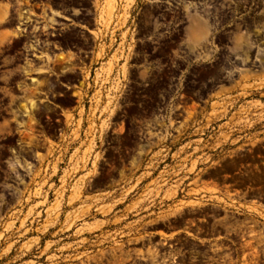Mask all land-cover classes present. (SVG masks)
Wrapping results in <instances>:
<instances>
[{
	"label": "rangeland",
	"instance_id": "rangeland-1",
	"mask_svg": "<svg viewBox=\"0 0 264 264\" xmlns=\"http://www.w3.org/2000/svg\"><path fill=\"white\" fill-rule=\"evenodd\" d=\"M84 3L85 11L91 12L87 25L96 29L88 34L75 33L80 41L76 46L92 49L95 59L92 71L84 72L80 88L74 90L76 97L61 84L72 80H53L45 73L46 76L36 78L41 83L38 85L22 79L26 89L21 95L18 90L10 95L11 113L0 112V264H99L105 245L122 248L125 238L134 230L133 222L127 221L133 207L120 210L118 203L133 197L149 200L157 194L152 186L156 181H148L155 167V154L139 147L127 161L120 151L126 138L123 134L113 137L110 126L111 121L119 118V93L129 87L133 76L130 64L138 63L134 68L135 73L139 72L137 80L148 82L153 71L154 46L157 55H164L171 48L173 56L184 55L191 62L210 57L207 51L213 47L221 54L220 72L230 76L221 79L219 90L205 98L204 104H209L207 111L196 114V101L187 102L182 119L195 118L207 123L197 126L194 131L199 138L184 143L179 151L199 152L203 159L198 163L206 165L209 154L219 144L204 143L202 137L216 131L209 126L216 120L227 121L218 128L224 136H247L253 130L259 136L264 130L253 128L259 122L264 124V0ZM249 6L255 8L251 11H261L245 27L238 17ZM6 8L8 4H0V21L2 9ZM125 24L118 43L117 31ZM222 26L232 31L228 34V46L218 49L215 41ZM14 32L19 34L20 30L0 31V42L16 36ZM168 41L170 44L166 45ZM67 48V53L56 56L59 62L68 61L60 66L62 71L57 66L48 68L49 71L73 70L74 50L78 48L72 43ZM187 71L191 72L190 67ZM132 99L135 97L131 95L124 97L125 101ZM5 101L0 95V104ZM32 101L36 106L30 110ZM75 107L76 117L69 113ZM59 110L65 113L64 119L57 114ZM114 130L122 132L124 127ZM187 135L192 136L190 131ZM164 150L168 148L162 147L160 151ZM120 154L123 160L118 158ZM142 156L150 159L142 161ZM139 168H143L142 172L134 177ZM113 170H119V175ZM111 176L113 179L108 180ZM146 182L137 192L139 185ZM206 189L204 194L214 193ZM175 193L171 190L168 194Z\"/></svg>",
	"mask_w": 264,
	"mask_h": 264
},
{
	"label": "flooded vegetation",
	"instance_id": "flooded-vegetation-1",
	"mask_svg": "<svg viewBox=\"0 0 264 264\" xmlns=\"http://www.w3.org/2000/svg\"><path fill=\"white\" fill-rule=\"evenodd\" d=\"M84 1L0 0V4H8L7 10L2 9L0 31L20 30L18 35L0 42V95L6 100L0 104V112L11 113L10 95L17 90L21 95L26 89L22 79L44 77L45 73L53 80H72L61 84L76 97L74 90L80 88L85 76L83 68L90 66L92 52L76 46L80 41L75 33H90L87 22H91V12L85 11ZM250 8L238 17L245 27L261 11ZM77 16L82 24L75 20ZM225 26L217 30L218 49L228 46L232 30L224 29ZM71 43L78 48L74 50L73 70L49 71L48 68L57 66L61 70L60 66H65L68 61L59 62L56 56L67 53ZM169 44L170 41L166 42ZM209 49L210 57L191 62L187 56H173L171 48L166 54L157 55L154 46L153 71L146 83L138 81L139 72H134L139 64H130L133 76L129 87L119 93L121 109L119 118L111 121L110 134H123L126 138L120 151L127 161L139 147L155 154V167L148 181H156L152 186L157 194L149 200L133 197L118 203L120 210L133 207L127 221L133 222L134 230L121 249L105 245L99 264H264V130L259 136L254 135L257 130L249 131L247 136H224L218 128L227 121H212L209 126L216 131L202 139L204 143L219 145L209 154L206 165L198 163L203 159L199 152L178 150L189 140L198 139L194 129L207 123L195 118L182 119L187 102L196 101V114L207 111L209 104H204L205 98L219 90L221 79L230 78L228 72H220V52ZM189 67L191 72L187 71ZM128 95L135 100L125 101ZM57 114L64 119L61 110ZM121 126L122 132L114 130ZM253 128H264V124L259 122ZM189 131L192 136L188 138ZM162 147L168 150L160 151ZM148 159L141 157L142 161ZM142 169L134 171L133 176L140 175ZM115 175H119V170ZM113 176L107 179L112 180ZM167 179L180 182H163ZM146 184L141 183L137 192ZM204 188L214 193L204 194ZM171 190L176 192L174 196L168 194Z\"/></svg>",
	"mask_w": 264,
	"mask_h": 264
},
{
	"label": "crops",
	"instance_id": "crops-1",
	"mask_svg": "<svg viewBox=\"0 0 264 264\" xmlns=\"http://www.w3.org/2000/svg\"><path fill=\"white\" fill-rule=\"evenodd\" d=\"M121 5H123V3H122ZM134 9H135V7L133 6V9L131 10L132 13L134 12ZM5 10H7V8H6ZM121 12H122V10H121ZM133 17H134V16H133ZM132 21H133V18H132ZM127 27H128V26H127ZM125 28H126V24H125L124 26H122V27L117 31V35L119 36V37H118V39H119L118 43H120V41H121V34H122V32H124V29H125ZM89 29H90V31H93V30L96 29V28H93L92 26H90ZM132 30H134V27H132ZM105 41H106V44L109 43L108 35H107ZM91 50H92V49H91ZM94 59H95V56H94V55L92 54V52H91V63H90V66H89V67H84V68H83L84 72H85V71H88V70L92 71ZM107 60H108V59L106 58L105 62H107ZM85 89H86V88L84 87L83 90H85ZM77 112H78V110H77L76 107H75L73 110H69V113H72L75 117L77 116ZM63 118H65V113H63ZM117 186H118V185H117ZM116 189H117V188H116ZM116 189H115V190H116ZM113 190H114V189H113ZM101 191H103V190H101Z\"/></svg>",
	"mask_w": 264,
	"mask_h": 264
},
{
	"label": "bare ground",
	"instance_id": "bare-ground-1",
	"mask_svg": "<svg viewBox=\"0 0 264 264\" xmlns=\"http://www.w3.org/2000/svg\"><path fill=\"white\" fill-rule=\"evenodd\" d=\"M13 35H18L16 32H14L13 33ZM31 81L33 82V83H36L35 85H38L39 83H37V79L35 78V77H33V78H31ZM41 84V83H40ZM35 103H34V101H32V103L30 104V106H29V108H30V110H32L33 108H34V106H36V105H34Z\"/></svg>",
	"mask_w": 264,
	"mask_h": 264
}]
</instances>
